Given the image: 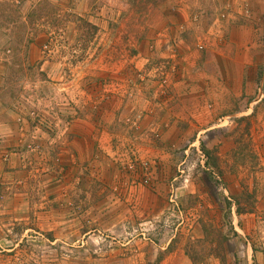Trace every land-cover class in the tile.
<instances>
[{
	"label": "rangeland",
	"instance_id": "1",
	"mask_svg": "<svg viewBox=\"0 0 264 264\" xmlns=\"http://www.w3.org/2000/svg\"><path fill=\"white\" fill-rule=\"evenodd\" d=\"M0 150V264H259L264 0H0Z\"/></svg>",
	"mask_w": 264,
	"mask_h": 264
},
{
	"label": "crops",
	"instance_id": "2",
	"mask_svg": "<svg viewBox=\"0 0 264 264\" xmlns=\"http://www.w3.org/2000/svg\"><path fill=\"white\" fill-rule=\"evenodd\" d=\"M221 53H222V55H224L225 51L224 52L222 51ZM244 56L246 57V59H243V60H240V61H237V62L234 60L235 63H242L244 65L245 63L249 62V60L247 61L248 54L245 53ZM233 72H234V74H232L231 77H238V74H235V71H233ZM188 75H192V74L188 73ZM242 76H244V78H247L246 81H247L248 85L251 84L250 83V78H252V77L250 75L246 76V75L243 74ZM227 77H228V74H227V76L225 78H227ZM188 80L191 82L188 85V86H190V89L191 90L192 89L196 90V93H193L191 95H193L197 99L196 101L200 102L201 100H199V99L203 98V102L207 103L208 102V86H209L208 85V73H205V72L197 73L196 72V75L188 76ZM209 89H213L212 92H214V96L216 98V99L213 100V102H216V104H217V106H214L215 109H217V108L221 109L222 108L221 106H223V104L220 105L221 102H223L222 96H224L226 94L225 87H223V85H221L220 86V90H216V89L211 88L209 86ZM199 95H202L203 97L200 96V98H199ZM217 98H219L220 102L217 101ZM218 106H220V107H218ZM2 140H4V139H2ZM0 153H1V150H0ZM10 155L11 156L9 157V159L7 158V159H3V160H6V162H7V164H5L6 168H9L11 170L12 168H14L16 166H20V164L22 163V159L20 157V154H18V152L10 154ZM16 155H18V157ZM0 159H1V155H0ZM6 172H8V171H6ZM254 252L258 254L257 251H254ZM259 264H264V260H262Z\"/></svg>",
	"mask_w": 264,
	"mask_h": 264
},
{
	"label": "trees",
	"instance_id": "3",
	"mask_svg": "<svg viewBox=\"0 0 264 264\" xmlns=\"http://www.w3.org/2000/svg\"><path fill=\"white\" fill-rule=\"evenodd\" d=\"M236 211H237L238 213L241 212V208H240L239 204L237 205Z\"/></svg>",
	"mask_w": 264,
	"mask_h": 264
},
{
	"label": "built area",
	"instance_id": "4",
	"mask_svg": "<svg viewBox=\"0 0 264 264\" xmlns=\"http://www.w3.org/2000/svg\"><path fill=\"white\" fill-rule=\"evenodd\" d=\"M198 47H199V48H202L203 46L199 44Z\"/></svg>",
	"mask_w": 264,
	"mask_h": 264
}]
</instances>
